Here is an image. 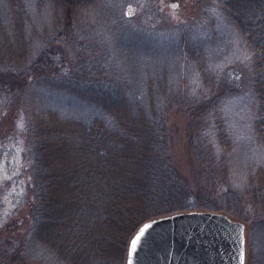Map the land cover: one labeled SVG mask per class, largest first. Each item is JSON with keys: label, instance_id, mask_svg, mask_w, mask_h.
<instances>
[{"label": "trees", "instance_id": "16d2710c", "mask_svg": "<svg viewBox=\"0 0 264 264\" xmlns=\"http://www.w3.org/2000/svg\"><path fill=\"white\" fill-rule=\"evenodd\" d=\"M97 1L0 2V93L12 98L33 78L49 95L69 97L95 112L88 119L53 107L26 113L35 201L31 234L55 264H124L130 238L147 221L239 204L227 190L233 143L219 75L196 61L194 83L150 79L146 99L135 95L102 59L78 55L90 34L79 20L85 24V10ZM214 2L249 54L252 130L264 148V0ZM74 9L76 16H70ZM185 51L190 61L198 57L188 45ZM175 107L198 123L189 140L202 178L198 193L169 156L166 116ZM246 192L252 209L264 215L263 165L251 170Z\"/></svg>", "mask_w": 264, "mask_h": 264}, {"label": "rangeland", "instance_id": "374dc122", "mask_svg": "<svg viewBox=\"0 0 264 264\" xmlns=\"http://www.w3.org/2000/svg\"><path fill=\"white\" fill-rule=\"evenodd\" d=\"M92 5L85 10V24L79 20V25H86L90 34L78 43V55L91 54L102 59L109 73L124 76L133 93L142 99H146L150 79L177 86L197 81L196 61L219 75L226 88L224 121L233 143L227 190L234 191L239 204L199 211L226 214L242 222L243 264H264V215L257 208L252 209L246 192L251 170L264 166V148L253 136V72L240 39L225 22L214 0H98ZM75 10L70 16H76ZM187 45L198 52L197 60L190 57V61L183 55ZM68 52L66 49V55ZM36 83L30 78L12 98L0 93V264H55L51 254L31 234L35 201L30 187L26 113L33 108L50 107L60 114L62 111L83 119L95 113L69 97L49 95ZM166 123L172 165L193 185L192 191L198 193L202 178L198 176L196 154L189 146L198 123L180 107L169 111ZM209 182L212 185L213 179Z\"/></svg>", "mask_w": 264, "mask_h": 264}, {"label": "water", "instance_id": "95a60500", "mask_svg": "<svg viewBox=\"0 0 264 264\" xmlns=\"http://www.w3.org/2000/svg\"><path fill=\"white\" fill-rule=\"evenodd\" d=\"M141 229L144 235L132 251ZM244 243V224L226 214L176 212L147 221L133 234L125 264H243Z\"/></svg>", "mask_w": 264, "mask_h": 264}, {"label": "snow or ice", "instance_id": "6c2138e0", "mask_svg": "<svg viewBox=\"0 0 264 264\" xmlns=\"http://www.w3.org/2000/svg\"><path fill=\"white\" fill-rule=\"evenodd\" d=\"M148 226L146 225L145 228H147ZM145 229H141L140 233L131 241V250L135 251L137 248V244L140 242L141 237L144 235ZM241 254V258H242ZM129 264H131V261H129Z\"/></svg>", "mask_w": 264, "mask_h": 264}, {"label": "flooded vegetation", "instance_id": "af4514ba", "mask_svg": "<svg viewBox=\"0 0 264 264\" xmlns=\"http://www.w3.org/2000/svg\"><path fill=\"white\" fill-rule=\"evenodd\" d=\"M245 264V263H244Z\"/></svg>", "mask_w": 264, "mask_h": 264}]
</instances>
